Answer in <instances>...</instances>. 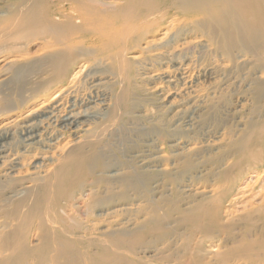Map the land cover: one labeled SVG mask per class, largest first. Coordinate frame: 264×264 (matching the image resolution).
Masks as SVG:
<instances>
[{
	"label": "bare ground",
	"instance_id": "bare-ground-1",
	"mask_svg": "<svg viewBox=\"0 0 264 264\" xmlns=\"http://www.w3.org/2000/svg\"><path fill=\"white\" fill-rule=\"evenodd\" d=\"M223 147L264 172V0H0V264H176L139 255L201 229Z\"/></svg>",
	"mask_w": 264,
	"mask_h": 264
},
{
	"label": "rangeland",
	"instance_id": "rangeland-1",
	"mask_svg": "<svg viewBox=\"0 0 264 264\" xmlns=\"http://www.w3.org/2000/svg\"><path fill=\"white\" fill-rule=\"evenodd\" d=\"M159 119L161 124L165 122L162 117H159ZM220 119V124L225 125L229 130L227 135L233 139L236 138L240 132L236 130L234 120L230 117H221ZM218 128L219 126L216 124H211L208 128V134H212V136L204 135L206 129H203L193 134V139L197 142L206 138L212 139L217 134ZM128 149L132 150L133 148ZM225 151L226 149L223 147L219 151L207 153L205 167H207L208 171L206 170L205 174L197 176L202 184L205 185L215 179L216 185H222L220 193L224 195L221 201L217 203L212 201L209 204L214 208L207 209L204 214L203 224L200 223L201 229L198 227L190 235H181V241L176 240V243H171L167 248L160 249L159 242L153 241L149 244V248L142 255H139V257H142L141 260L146 259L148 256H153L151 257L152 259L144 261L147 263H160L165 260L164 256L170 253L176 264H195L197 261L199 262L196 264H264V195L259 194V190H264V188H260L264 186V172L257 178V173H245V164H239L237 168L229 167L220 173L219 175L222 177L218 174L213 175L212 171L224 162L222 156L227 153ZM166 154H169V149H167ZM114 159L115 164L122 160ZM171 177L186 176L177 175ZM223 177L224 182L221 184ZM178 180L172 181L173 191L165 192L163 195L158 194L156 198H160L161 201L172 200L179 206L183 195L176 190L175 185ZM88 200L87 192L81 191L79 196L70 199L68 204L72 203V205L68 208L71 211L66 213L61 210L59 212L67 220L66 223L68 225L76 228L85 225L81 212L84 210ZM155 201H147L146 206L152 207V204L156 203ZM76 207L79 209V216L74 211ZM167 208L168 206L159 214L166 213ZM231 217H234V219ZM32 239L29 240L30 243L34 241ZM119 259H121V256H117V260L113 262H117ZM84 260L79 259V262ZM79 262L70 264H78Z\"/></svg>",
	"mask_w": 264,
	"mask_h": 264
}]
</instances>
